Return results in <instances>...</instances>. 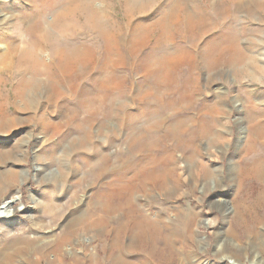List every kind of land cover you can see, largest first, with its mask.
Segmentation results:
<instances>
[{
    "label": "rangeland",
    "instance_id": "374dc122",
    "mask_svg": "<svg viewBox=\"0 0 264 264\" xmlns=\"http://www.w3.org/2000/svg\"><path fill=\"white\" fill-rule=\"evenodd\" d=\"M9 204L0 264H264V0H0Z\"/></svg>",
    "mask_w": 264,
    "mask_h": 264
},
{
    "label": "bare ground",
    "instance_id": "6f19581e",
    "mask_svg": "<svg viewBox=\"0 0 264 264\" xmlns=\"http://www.w3.org/2000/svg\"><path fill=\"white\" fill-rule=\"evenodd\" d=\"M6 202H4V203H6ZM96 209H97V211L101 212L102 214H99V216L95 217L94 219L89 220L86 223V228H89V229L95 228L96 229L97 227L102 225L105 221L106 216L109 214V211H110V207H108V206H100ZM11 211H12V208H11L10 204L4 206L0 210V212L5 217L10 216L12 214ZM184 213H185L184 214L185 216L182 219V226L184 229H182V232H181V233H183V231H184V233L183 234L180 233L181 237L179 236L184 245H182L181 247L174 246L172 244L174 241L173 235H172V233L167 232L165 234V236L163 237L165 244L162 247L157 246L155 248V251H157V254L160 257L167 258V257H170L171 255H173L174 253L177 252L178 256L182 262H190V261L193 262L195 255L191 250H187L185 248V244L189 239L194 238L192 226L197 221L198 214L195 213L194 211H189V212L185 211ZM104 214H107V215H104ZM136 214H137V216H136V218H134V221H133L134 231H133V235H131L130 242L128 244V248H132L135 245H137L138 239H140L141 237H145L147 230L153 229V230H159L160 231V230H163V228H165V224L163 223V219L161 216H159V217L157 216V217L153 218L150 215L145 214L143 210H137ZM180 231H181V229H180ZM116 260L118 261L117 262L118 264H130L128 262L125 263L126 261L124 262L121 257L116 258ZM140 264H143V262H141ZM159 264H162V263H159ZM233 264H242V263L240 262V260H238L237 258L234 257ZM252 264H259V262L258 261H252Z\"/></svg>",
    "mask_w": 264,
    "mask_h": 264
}]
</instances>
